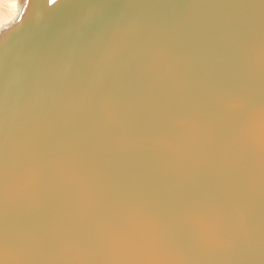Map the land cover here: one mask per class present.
<instances>
[{"label": "water", "instance_id": "obj_1", "mask_svg": "<svg viewBox=\"0 0 264 264\" xmlns=\"http://www.w3.org/2000/svg\"><path fill=\"white\" fill-rule=\"evenodd\" d=\"M95 1L0 33V261L264 264V0Z\"/></svg>", "mask_w": 264, "mask_h": 264}, {"label": "bare ground", "instance_id": "obj_2", "mask_svg": "<svg viewBox=\"0 0 264 264\" xmlns=\"http://www.w3.org/2000/svg\"><path fill=\"white\" fill-rule=\"evenodd\" d=\"M68 1L70 4L69 5V16L65 20L60 21V23L58 25V27H60L61 30L65 31V32L77 20V17L79 14V0H54V2H52V3H49V0H37V2L34 3L33 5H31L32 0H23V1L22 0H0V33L2 31H4L5 29H8L10 27H14V26L18 25L19 23H20L19 25H21L23 22H25L27 14L32 13V10L34 9L32 15H35L37 13L38 9L41 7V5H43V8L52 9L58 3L68 4L67 3ZM162 1H166V0H162ZM80 3L88 11L94 10V8L96 7V1L95 0H80ZM29 6H30V8H29ZM28 8H29V10L25 16V19L22 22L20 17H22L24 12ZM185 15H186V13H185ZM37 18H39V17H37ZM36 21H37L36 19H33L32 23H28L27 28L25 27L24 29H22V28L18 29V26H19L18 25L15 29H11L8 32L3 33L0 37H2L4 40L7 41V45H10V34L14 30H17L14 35H17L19 38L16 41L26 39L27 44H25V46H23V47L30 48L28 45L32 39V32L30 29H31V27L36 26L35 25V24H37ZM23 30H24V32H23ZM53 33L62 34V32H60L59 30H57L55 28L52 31V33L49 34V38ZM45 40L48 41V39H46V38H45ZM47 41H43L42 43L47 42ZM53 43H54V45H62L63 39H56V40H54ZM31 44H34V43H31ZM18 48L20 51H22V49L20 47H18Z\"/></svg>", "mask_w": 264, "mask_h": 264}, {"label": "snow or ice", "instance_id": "obj_3", "mask_svg": "<svg viewBox=\"0 0 264 264\" xmlns=\"http://www.w3.org/2000/svg\"><path fill=\"white\" fill-rule=\"evenodd\" d=\"M54 2V0H49V3ZM7 49V41L4 40L2 37H0V55H2ZM4 250V244L3 241L0 240V255L3 254ZM0 264H2V261H0Z\"/></svg>", "mask_w": 264, "mask_h": 264}, {"label": "rangeland", "instance_id": "obj_4", "mask_svg": "<svg viewBox=\"0 0 264 264\" xmlns=\"http://www.w3.org/2000/svg\"><path fill=\"white\" fill-rule=\"evenodd\" d=\"M23 1V0H22Z\"/></svg>", "mask_w": 264, "mask_h": 264}]
</instances>
